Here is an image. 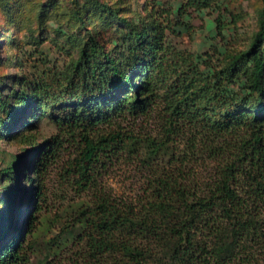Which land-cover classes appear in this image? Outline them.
I'll list each match as a JSON object with an SVG mask.
<instances>
[{
  "label": "trees",
  "instance_id": "16d2710c",
  "mask_svg": "<svg viewBox=\"0 0 264 264\" xmlns=\"http://www.w3.org/2000/svg\"><path fill=\"white\" fill-rule=\"evenodd\" d=\"M85 1L92 12L112 15L124 26V42H112L121 45L119 56L107 52L91 34L69 74L59 78L47 72L34 86L60 134L77 141L68 173L83 192L96 189L76 218L81 264H264L257 259L264 253V6L249 49L226 51L225 66L219 68L213 54L198 56L168 45L164 32L179 25L174 19L162 25L155 17L149 31L141 20L120 18L99 0ZM186 5L202 11L215 2L187 0ZM81 10L77 20L86 27L89 16ZM160 13V18L172 15L171 10L154 12ZM135 70L145 74L140 83L133 80ZM23 88L6 96L0 88V112L9 121L19 112L10 107L12 101H25L26 111L33 104L35 97ZM99 101L104 107L93 109ZM162 103L165 135L152 141L150 154L158 155L175 137L189 133L192 155H207L217 164L216 173L208 183L195 185L167 172L156 178L141 207L121 203L96 188L99 170L140 137L122 127L103 133L98 127L115 115H146ZM1 119L0 136L11 129ZM61 135L38 145L34 175L43 174L58 156ZM187 157L178 160L184 164ZM20 162L13 160L0 172L9 183L0 184V203L5 205L0 213V264H32L42 187L39 178H30L34 186L19 193Z\"/></svg>",
  "mask_w": 264,
  "mask_h": 264
},
{
  "label": "rangeland",
  "instance_id": "374dc122",
  "mask_svg": "<svg viewBox=\"0 0 264 264\" xmlns=\"http://www.w3.org/2000/svg\"><path fill=\"white\" fill-rule=\"evenodd\" d=\"M99 1L110 6L120 18L141 20L149 31L155 17H158V23L162 25H166V19H174L179 25H172L164 32L168 45L198 56L213 54L215 66L219 68L225 66L226 51L242 52L249 49L259 29V14L264 6L263 0H213L215 5L211 9L197 11L187 7V0ZM85 2L0 0L2 94L6 96L20 91L23 85V92L35 97L29 111H26L25 101H12L10 107L13 105L19 112L11 121L8 115L0 112L1 120L9 121L11 128L0 136V172L13 160L20 159L17 168L21 182L19 193L23 194L24 189L34 186L30 178H39L41 182L42 197L32 235V264H81L83 261V245L77 240L81 231L76 218L83 206L92 199L96 189L83 192L71 173H68L70 164L77 155V141L69 134H60V130L50 119L47 106L36 96L34 86L41 82L47 72H52L59 78L69 74L91 34L97 37L107 52L119 56L121 45L118 47L112 42H124V26L118 19H111L112 15L92 12L90 5ZM182 6L186 7L181 15L179 8ZM80 9L82 14L89 16L86 27L77 20L76 12ZM159 10H171L172 15L168 18H160L161 13L155 16L154 12ZM218 18L220 23L217 22ZM101 60L105 61V58L102 57ZM132 76L136 83H140L145 74L135 70ZM152 79L155 80L154 77ZM237 88L238 86L235 87ZM132 91L129 89V92ZM164 92L161 91L162 94ZM104 105V101H99L94 103L93 109ZM164 108L162 103L146 115H115L109 124L98 127L102 133L122 127L141 140L138 139L125 152L105 163L99 170L97 189L110 194L121 203L133 204L139 208L150 196L156 178L167 172L181 174L195 185L206 184L213 178L217 164L208 159L207 155L198 152L192 155L194 152L190 147L189 133L175 137V143L158 155L150 154L152 141H160L165 135ZM28 123L31 125L28 126ZM58 135H61L62 140L61 151L49 162L43 174L40 172L39 177L34 175V155L38 145ZM184 156H188L187 161L181 164L178 159ZM0 182L6 186L9 184L1 175ZM2 191L4 190L0 186V193ZM3 210L5 205L0 203V213ZM67 230L70 231L66 232ZM257 259H264V253L257 256Z\"/></svg>",
  "mask_w": 264,
  "mask_h": 264
}]
</instances>
